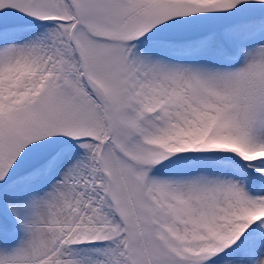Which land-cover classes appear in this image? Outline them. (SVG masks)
Returning <instances> with one entry per match:
<instances>
[{"label": "snow or ice", "instance_id": "1", "mask_svg": "<svg viewBox=\"0 0 264 264\" xmlns=\"http://www.w3.org/2000/svg\"><path fill=\"white\" fill-rule=\"evenodd\" d=\"M0 264H264V0H0Z\"/></svg>", "mask_w": 264, "mask_h": 264}]
</instances>
